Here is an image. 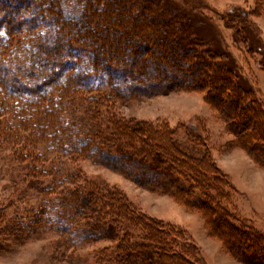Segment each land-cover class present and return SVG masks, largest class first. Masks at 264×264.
I'll return each mask as SVG.
<instances>
[{"label":"trees","instance_id":"1","mask_svg":"<svg viewBox=\"0 0 264 264\" xmlns=\"http://www.w3.org/2000/svg\"><path fill=\"white\" fill-rule=\"evenodd\" d=\"M16 1L0 6V161L23 171L31 194L18 218L1 211L2 231L17 243L47 231L72 248L108 241L92 264H200L182 229L69 164L90 159L136 169L139 185L201 214L236 260L264 264V234L232 207V187L207 151L181 148L167 124L125 121L114 103L204 90L242 146L264 153L263 113L234 63L209 45L218 43L203 35L199 8L188 0Z\"/></svg>","mask_w":264,"mask_h":264},{"label":"rangeland","instance_id":"2","mask_svg":"<svg viewBox=\"0 0 264 264\" xmlns=\"http://www.w3.org/2000/svg\"><path fill=\"white\" fill-rule=\"evenodd\" d=\"M188 1L199 8L204 37L214 36L217 40L218 45L213 42L209 45L221 48L227 56L225 62L234 63L264 116V0ZM2 5L11 9L17 1H0ZM20 20L23 21V17ZM120 98L114 100L120 118L153 126L167 124L175 130L174 139L181 148L197 157L207 151L212 163L232 187V207L239 217L264 234V153L248 151L242 146L245 144L232 133L229 121L207 102L206 91L178 88L147 97ZM69 164L71 168L81 170L87 179L118 188L142 213L182 229L189 242L197 246L200 264H247L236 260L224 250L219 240L209 236L201 214L187 209L169 193L139 185L132 177L139 180L136 169L127 175L90 159ZM22 176L23 171L14 163L0 161V214L3 209L8 210L9 217L24 212L23 208L28 205L25 198L31 191L24 194L27 187L22 183ZM155 181L153 179V183ZM1 231L0 224L3 245L0 264H92L96 250L110 244L103 240L72 248L63 245L58 235L48 231L40 239L31 237L17 243L11 234Z\"/></svg>","mask_w":264,"mask_h":264}]
</instances>
